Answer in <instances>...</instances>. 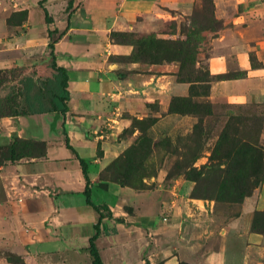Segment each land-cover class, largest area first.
I'll return each mask as SVG.
<instances>
[{"label":"crops","instance_id":"0c3cea01","mask_svg":"<svg viewBox=\"0 0 264 264\" xmlns=\"http://www.w3.org/2000/svg\"><path fill=\"white\" fill-rule=\"evenodd\" d=\"M195 1L0 0V71L15 76L7 84L24 76L54 80V63L65 70L69 93L64 116L0 117V254L15 255L21 264H91L89 240L97 235L103 264H264L259 215H239L200 246L188 238L194 215L181 197L166 200L150 186L137 190L102 180L120 152L109 131L119 115L142 113L151 101L165 115L172 97L187 88L174 81V64L115 62L132 48L111 35L158 32L170 19L182 34ZM211 3L219 28L209 33L205 55L215 79L209 98L259 109L264 147V0ZM13 138L44 143L43 155L16 146L10 157ZM86 178L90 202L107 209L98 234L100 215L86 203ZM197 253L201 258H192Z\"/></svg>","mask_w":264,"mask_h":264},{"label":"rangeland","instance_id":"374dc122","mask_svg":"<svg viewBox=\"0 0 264 264\" xmlns=\"http://www.w3.org/2000/svg\"><path fill=\"white\" fill-rule=\"evenodd\" d=\"M218 28L209 0H196L182 34L170 19L158 32L111 35L113 42L132 48L129 56L113 58L115 62L174 64V81L187 88L184 95L172 97L165 115L159 113L157 101H151L142 113L119 115L121 121L109 131L120 152L103 177L137 190L150 186L166 200L181 197L194 215L188 238L200 246L213 236L218 238L221 229L243 213L250 218L259 215L256 222L264 224V147L259 142L263 113L252 106L230 107L209 98V82L215 79L207 74L205 55L209 33ZM14 78L0 75L4 82L0 98L6 93L3 85ZM4 157L0 152V162ZM167 208L162 210L164 218ZM0 259L22 263L12 254L1 253Z\"/></svg>","mask_w":264,"mask_h":264},{"label":"trees","instance_id":"16d2710c","mask_svg":"<svg viewBox=\"0 0 264 264\" xmlns=\"http://www.w3.org/2000/svg\"><path fill=\"white\" fill-rule=\"evenodd\" d=\"M209 2L212 7L211 0H209ZM51 68L57 71L59 74L55 77L54 80L49 78L24 76L20 78L16 84L6 86L3 85L4 89H6V93L2 98H0V117H29L46 113H56L64 116L68 111L69 103L66 72L64 69L58 68L54 63L51 65ZM1 74H9L14 76V74L6 71H0V75ZM3 83L0 82V86ZM16 146L33 148L36 150L38 155H43L45 147L44 143L27 144L26 142L13 138L12 143L8 149L10 157H13L15 153L14 147ZM103 175L102 180L112 182L110 180H105ZM86 180L87 187L84 192L86 203L93 206V208L100 215L98 223L95 226L96 232L98 234L100 223L104 218L103 211H107V209L104 208L102 211L100 207H96L90 202L88 179L86 178ZM114 183L121 186H127L125 184H120L117 182ZM96 237L97 235L89 240L88 251L92 259L91 264H103L94 244Z\"/></svg>","mask_w":264,"mask_h":264},{"label":"built area","instance_id":"2783aa9c","mask_svg":"<svg viewBox=\"0 0 264 264\" xmlns=\"http://www.w3.org/2000/svg\"><path fill=\"white\" fill-rule=\"evenodd\" d=\"M163 220H166V218H164Z\"/></svg>","mask_w":264,"mask_h":264}]
</instances>
